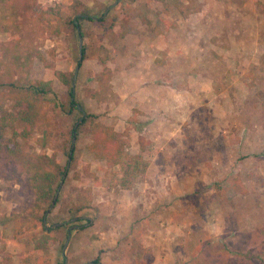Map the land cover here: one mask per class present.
I'll return each mask as SVG.
<instances>
[{
    "label": "rangeland",
    "instance_id": "1",
    "mask_svg": "<svg viewBox=\"0 0 264 264\" xmlns=\"http://www.w3.org/2000/svg\"><path fill=\"white\" fill-rule=\"evenodd\" d=\"M115 1L11 0L14 20L0 31L1 78L17 83L25 60L24 72L63 94L54 72L75 71L78 38L68 44L55 22L48 29L43 9L98 18ZM102 19L126 34L81 21L85 60L75 99L128 137L132 153L138 140L152 145L147 172L128 190L106 188L113 171L87 149L90 136L74 142L75 165L46 215L47 227L61 224L58 241L36 252L39 229L0 226V264H264V0H119ZM8 92L0 116L14 111ZM63 128L46 109L33 136L17 140L20 149L60 157L63 166ZM7 169L0 162V174ZM25 178H0L1 217L34 207ZM73 226L84 230H71L62 254ZM217 244L227 252L211 253Z\"/></svg>",
    "mask_w": 264,
    "mask_h": 264
},
{
    "label": "trees",
    "instance_id": "2",
    "mask_svg": "<svg viewBox=\"0 0 264 264\" xmlns=\"http://www.w3.org/2000/svg\"><path fill=\"white\" fill-rule=\"evenodd\" d=\"M60 8H45L41 13V19L48 22V29H51V22L56 23L55 33L64 31L66 42L69 44L81 37V21L90 23L98 22L104 26L107 31L115 30L116 33L123 37L126 34L124 27L120 23H116L115 19L111 23H104L102 13L98 18L84 16L89 15L87 11H78L75 9L73 18H62ZM182 13V12H181ZM14 20V13L11 9V0H0V31H7L8 23ZM166 25V23H165ZM168 26V24L166 25ZM165 26V27H166ZM158 26L152 27L153 32H158ZM162 30V29H161ZM36 58L44 62L41 53L36 54ZM75 65L78 64V49L74 57ZM85 60V50L82 48V61ZM81 62L79 66L81 67ZM48 67H50L48 65ZM25 60L20 61L17 70L22 73L17 83L2 79L0 76V98L10 93L9 97L13 102V110L10 113L0 116V162L7 172L2 171L0 178L9 181L13 179L18 183H22L21 176L25 175V181L33 191L35 205L27 213L12 214L8 217L0 216V226L12 224L14 228H24L26 230L39 229L41 235L38 239L33 236V249L36 252H43L50 249L58 241L54 236L61 230L59 225L47 227L48 217L58 206V190L61 183L63 184V174L66 165L72 169L75 165L76 147L72 143L90 136V143L87 149L92 152L96 159L104 160L108 169H111L110 178L104 179L106 188H116L128 190L133 183L142 178L148 169V161L144 157V153L152 149V145L141 141L136 142V153L130 151L131 141L128 137L115 131L111 126L102 125L97 122L98 116L87 113L82 121V112L77 109L75 99V90L72 89L73 71L70 73L54 72V76L66 88L63 94H58L53 90L50 81H43L30 76L24 72ZM75 88V87H74ZM46 109L52 113L54 120L63 123L65 137L64 145L61 151L66 158L65 165L61 166L60 157H47L44 155L28 154L20 149L18 139H28L33 136L32 127L36 121H39L46 115ZM84 112V111H83ZM23 122L24 128L19 129L15 126L16 122ZM10 137L7 138V134ZM41 142V141H39ZM149 145V147H148ZM15 162L20 163V171H17ZM67 173V172H66ZM100 185V181L95 182ZM57 193V195H56ZM55 198V199H54ZM84 207H75L73 213L80 212ZM70 212L67 209L66 212ZM80 231L84 229L79 227ZM67 233L64 234V240L67 239ZM64 242L61 249H63ZM211 253H226L227 249L224 245L217 244L208 246ZM98 258L93 261L99 264ZM184 264H199L197 262L187 261Z\"/></svg>",
    "mask_w": 264,
    "mask_h": 264
},
{
    "label": "water",
    "instance_id": "3",
    "mask_svg": "<svg viewBox=\"0 0 264 264\" xmlns=\"http://www.w3.org/2000/svg\"><path fill=\"white\" fill-rule=\"evenodd\" d=\"M118 1H119V0L115 1L111 7L105 9V11H104V13H103V15H102V18H104V17L107 15L108 11H109L112 7H114V6L118 3ZM84 17L87 18V16H84ZM73 19L75 20L76 17H73ZM78 52H79V61H78V64L76 65V67H75L74 76H73V80H72V89H73V90H74V87H75L76 76H77L78 70H79V68H80L79 63H80L81 60H82V38H81V37L78 38ZM77 109H78L80 112H82V117H81L80 120H79V123H80V122L82 121V119L85 117L86 114H85V112H83V110H82V108H81L80 106H77ZM72 143L74 144V140L72 141ZM69 162H70V160H68V163H67V165H66V168H65V172H64V174H63V179H62V181L64 180V178H65V176H66V172H67L68 167H69ZM61 185H62V183H61ZM61 185H60V186H61ZM57 193H58V192H57ZM57 193H56V195H57ZM54 199H55V198H54ZM88 220H89V219H88ZM89 221H90V220H89ZM90 222H91V221H90ZM59 225H61V224H59ZM77 228H78L77 226H73V227H71L70 229L67 230V234H68V235H67V239H66V241H65V243H64L63 249H62V254H64V250H65V248H66V246H67V244H68V241H69V239H70L71 230H72V229H77ZM63 264H67V260H66V259L64 260V263H63Z\"/></svg>",
    "mask_w": 264,
    "mask_h": 264
},
{
    "label": "crops",
    "instance_id": "4",
    "mask_svg": "<svg viewBox=\"0 0 264 264\" xmlns=\"http://www.w3.org/2000/svg\"><path fill=\"white\" fill-rule=\"evenodd\" d=\"M88 219V218H87ZM89 221V220H88ZM79 228V227H78ZM65 260V259H64ZM67 260V259H66ZM86 264H93V262H89V263H86Z\"/></svg>",
    "mask_w": 264,
    "mask_h": 264
},
{
    "label": "flooded vegetation",
    "instance_id": "5",
    "mask_svg": "<svg viewBox=\"0 0 264 264\" xmlns=\"http://www.w3.org/2000/svg\"><path fill=\"white\" fill-rule=\"evenodd\" d=\"M94 264V263H93Z\"/></svg>",
    "mask_w": 264,
    "mask_h": 264
}]
</instances>
